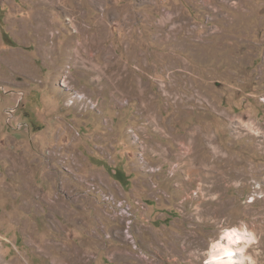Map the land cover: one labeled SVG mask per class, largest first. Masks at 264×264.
<instances>
[{"label": "rangeland", "instance_id": "obj_1", "mask_svg": "<svg viewBox=\"0 0 264 264\" xmlns=\"http://www.w3.org/2000/svg\"><path fill=\"white\" fill-rule=\"evenodd\" d=\"M262 141L264 0H0V264H264Z\"/></svg>", "mask_w": 264, "mask_h": 264}, {"label": "bare ground", "instance_id": "obj_2", "mask_svg": "<svg viewBox=\"0 0 264 264\" xmlns=\"http://www.w3.org/2000/svg\"><path fill=\"white\" fill-rule=\"evenodd\" d=\"M65 10L68 11L67 13L69 14V16H71L70 23L75 28H78V30H79L78 17H76V16L74 17L73 16L74 14L71 15V13H70V11H72V12H74V11L68 10V9H65ZM126 19H127V17L124 16L123 20L126 21ZM47 22L48 21H45V17H44L43 22H41V23L39 22L40 24L37 27H36V24L34 26H32L33 32L36 30V28H37V30H39L41 32L40 35L38 33L37 34L39 35V40H38L40 43L39 47L41 50L44 51V53L53 51L54 45H55L53 42L50 41L55 36L51 32L52 29H54L55 23L52 21L48 22V23ZM98 22L101 24H105V18L102 17V19L98 20ZM126 22L129 23L130 21L128 20ZM88 28H90V27H88ZM81 30H82V28H81ZM76 46H77V51H76V47H75V50L73 49V46H71L72 48L67 47L66 54H72V53L77 52V53H80L83 55L85 52L84 41H82L80 43L78 42V44ZM25 58H26L25 56L24 57L22 56L21 57L22 60L20 58L16 59L14 64H16L17 66H22L23 60ZM242 137L243 136L240 135L238 137V139L242 138ZM194 141H195V139L193 138V141L191 142L192 145H194L193 144ZM189 143H190V141H189ZM258 146L260 148L264 147V141H262V143ZM193 152H194V149L191 152L189 151L190 156H192L191 157L192 160L195 159L193 157ZM188 158H189V156H188ZM194 162H195V160H194ZM253 235H254V231L249 230V229H245V228L242 229V228H238V227H235L233 230H229L226 233L224 232L223 236L219 240L213 242L211 250H210V258H208L207 263H209V264H245L247 247L256 238V236H253Z\"/></svg>", "mask_w": 264, "mask_h": 264}, {"label": "trees", "instance_id": "obj_3", "mask_svg": "<svg viewBox=\"0 0 264 264\" xmlns=\"http://www.w3.org/2000/svg\"><path fill=\"white\" fill-rule=\"evenodd\" d=\"M117 173H118V171H116V173L114 174V177H115L116 179L122 181V179H121L120 177L117 176Z\"/></svg>", "mask_w": 264, "mask_h": 264}]
</instances>
